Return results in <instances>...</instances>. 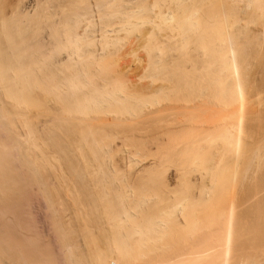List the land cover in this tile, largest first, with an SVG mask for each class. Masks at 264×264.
I'll use <instances>...</instances> for the list:
<instances>
[{
  "label": "bare ground",
  "instance_id": "bare-ground-1",
  "mask_svg": "<svg viewBox=\"0 0 264 264\" xmlns=\"http://www.w3.org/2000/svg\"><path fill=\"white\" fill-rule=\"evenodd\" d=\"M0 264H264V0H0Z\"/></svg>",
  "mask_w": 264,
  "mask_h": 264
},
{
  "label": "rangeland",
  "instance_id": "rangeland-1",
  "mask_svg": "<svg viewBox=\"0 0 264 264\" xmlns=\"http://www.w3.org/2000/svg\"><path fill=\"white\" fill-rule=\"evenodd\" d=\"M7 1V0H6ZM10 0H8V2H9ZM12 1V0H11ZM132 66L134 67V68H137L138 67V63H132ZM171 172L174 170V167H172L171 169Z\"/></svg>",
  "mask_w": 264,
  "mask_h": 264
}]
</instances>
